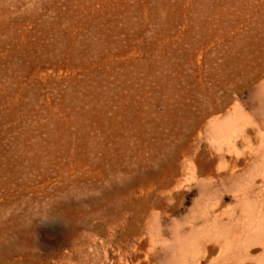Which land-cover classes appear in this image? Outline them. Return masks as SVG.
I'll use <instances>...</instances> for the list:
<instances>
[{
    "label": "bare ground",
    "instance_id": "bare-ground-1",
    "mask_svg": "<svg viewBox=\"0 0 264 264\" xmlns=\"http://www.w3.org/2000/svg\"><path fill=\"white\" fill-rule=\"evenodd\" d=\"M194 19L197 41L188 51L165 49L169 37L164 29L174 21L168 19H161L155 32L164 38L161 47L149 45L148 35L127 19L119 25L98 19L84 38V21L77 24L78 36L56 34L61 44L39 48V55L47 53L41 60L51 65L61 58L74 76L79 72L86 79H77L61 94L58 112L66 117L60 120L64 126L27 131L19 141V159L43 165L63 161L56 168L62 183L48 204L52 210L62 208L61 218L72 213L78 222L83 216L81 191L74 190L75 210L66 194L69 176L89 178L91 195L107 196L131 212L128 219L115 210L111 232L123 223L159 225L161 213L173 215L184 192L197 187L195 209L182 223L190 225V234L172 246L177 247L173 264H264V34L249 47L242 40L227 44L219 36L230 28L233 35L238 31L226 18ZM122 34L127 43L138 38L143 44L124 56ZM211 47L216 50L208 52ZM112 52L120 59L112 64L110 80H104L90 66H102ZM252 84L260 98L261 121L239 100ZM46 116L53 124L58 113L53 117L47 110ZM104 124L112 128L109 133ZM94 129L99 130L95 138L89 135ZM98 153L101 159L94 158ZM72 226L67 264H116L121 256L130 264H148L165 245L149 233L129 250L125 238L110 234L98 242L79 232L84 225ZM104 247L116 250L117 262L99 258ZM253 247L259 253L251 257ZM31 260L16 243L0 242V264Z\"/></svg>",
    "mask_w": 264,
    "mask_h": 264
},
{
    "label": "rangeland",
    "instance_id": "rangeland-1",
    "mask_svg": "<svg viewBox=\"0 0 264 264\" xmlns=\"http://www.w3.org/2000/svg\"><path fill=\"white\" fill-rule=\"evenodd\" d=\"M102 18L108 22H117L118 25L119 21L127 19L148 35L149 45L154 46L162 44L164 39L155 35L158 22L161 19L174 20L172 28L164 29L169 37L165 49L184 51H188L197 41L194 34L198 26L192 24L194 18L204 20L201 23L213 18H226L238 33L233 35V29H226L229 34H221L220 39L227 44L246 41L245 47H249L256 38L259 39L258 36L264 34V25H261L264 24V0H0V242L16 243L18 249L32 259L31 264H67L68 252L74 239L72 225H84L79 232L96 238L98 242L107 240L113 234L116 239L125 238L124 244L129 250L132 249L131 245H138L137 242L149 233L157 235L165 245L157 248L155 259H150L148 264H173L177 247L172 246L177 241L181 243L190 234V225L182 223L195 209L199 196L197 187L184 192L173 215L161 213L159 225L150 228L123 223L122 227L111 232L114 211L128 219L131 212L115 206L107 196L91 195L93 183L89 178L69 176L66 194L71 208L75 210L74 190L78 188L81 191L84 196L81 202L83 216L78 222L71 216L72 213L61 218L58 210L62 208L52 210L48 204L51 197H57V190L54 189L62 183L57 178L56 168L63 161L57 159L50 165H43L33 161L22 163L19 159V141L27 138H22L27 131L58 130L64 126L60 120L66 117L64 113L63 116L58 112L63 105L61 94L69 85H74L77 79H86L79 72L74 76L62 64L60 57H55L60 58L59 63L54 60L51 65L46 64L40 56H46L47 53L39 55L38 49L60 45L61 35H56L58 33L70 31V34L78 36L80 30L77 24L80 21L87 25L86 32L80 35L84 38L94 22ZM120 41L124 56L132 47L143 44L138 38L127 43L123 34ZM214 50L211 47L208 52ZM36 57H40L37 63L34 60ZM118 59V54L112 52L102 66L92 62L95 66L92 64L90 70H96L99 78L110 80L109 71ZM254 87L252 84L244 89L239 100L246 105V111H255L257 119L261 121L263 114L258 107L260 98ZM102 103L106 104L104 100ZM23 104L29 109L24 110ZM47 110L52 112L53 117L58 113L55 123H48ZM83 125L85 127L86 123ZM102 129L105 133L112 130L108 124H104ZM89 135L95 138L99 130L94 129ZM32 141L28 140L30 143ZM85 143L88 144V135ZM94 158L102 157L98 153ZM76 177L77 182L74 181ZM248 253L254 257L259 253V248H250ZM97 255L100 259L105 255L108 261L117 262L118 258L114 248L104 247ZM121 258V262L116 264H130L127 256Z\"/></svg>",
    "mask_w": 264,
    "mask_h": 264
}]
</instances>
